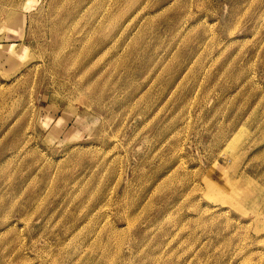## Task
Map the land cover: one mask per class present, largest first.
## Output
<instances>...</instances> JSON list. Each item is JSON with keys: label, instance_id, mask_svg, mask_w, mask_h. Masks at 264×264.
Wrapping results in <instances>:
<instances>
[{"label": "rangeland", "instance_id": "1", "mask_svg": "<svg viewBox=\"0 0 264 264\" xmlns=\"http://www.w3.org/2000/svg\"><path fill=\"white\" fill-rule=\"evenodd\" d=\"M16 9L0 264H264V0Z\"/></svg>", "mask_w": 264, "mask_h": 264}, {"label": "crops", "instance_id": "2", "mask_svg": "<svg viewBox=\"0 0 264 264\" xmlns=\"http://www.w3.org/2000/svg\"><path fill=\"white\" fill-rule=\"evenodd\" d=\"M25 20V11L23 9H16L11 11L7 20L0 22V46L7 45L9 47H13L21 45L19 43L24 35L23 30Z\"/></svg>", "mask_w": 264, "mask_h": 264}, {"label": "bare ground", "instance_id": "3", "mask_svg": "<svg viewBox=\"0 0 264 264\" xmlns=\"http://www.w3.org/2000/svg\"><path fill=\"white\" fill-rule=\"evenodd\" d=\"M75 14V13H74ZM76 16V15H75ZM262 22V21H261ZM56 57V56H55ZM68 61V60H67ZM60 64V63H59ZM68 64V63H67ZM80 64H81V60H80ZM57 65H58V63H57ZM81 66V65H80ZM61 68H63V67H61ZM78 68V67H77ZM83 68V67H82ZM78 74V73H77ZM80 75V74H79ZM78 77V76H77ZM80 77V76H79ZM86 77V76H85ZM84 77V78H85ZM82 78V77H81ZM81 78H80V80H81ZM90 78V77H89ZM58 80V79H57ZM59 81V80H58ZM83 84H82V87L83 88H89L90 87V84L92 83V79L91 80H88V81H86L85 82V80L83 79ZM77 82V81H76ZM61 83V82H60ZM62 84V83H61ZM60 84V85H61ZM76 86V85H75ZM80 88V87H79ZM83 92H85V91H83ZM132 95V94H131ZM74 102V101H73ZM97 103V102H96ZM90 104V103H89ZM129 223V222H128Z\"/></svg>", "mask_w": 264, "mask_h": 264}]
</instances>
